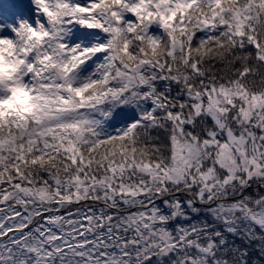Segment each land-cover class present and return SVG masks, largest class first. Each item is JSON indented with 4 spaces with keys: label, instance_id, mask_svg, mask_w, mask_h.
<instances>
[{
    "label": "snow or ice",
    "instance_id": "snow-or-ice-1",
    "mask_svg": "<svg viewBox=\"0 0 264 264\" xmlns=\"http://www.w3.org/2000/svg\"><path fill=\"white\" fill-rule=\"evenodd\" d=\"M0 264H264V0H0Z\"/></svg>",
    "mask_w": 264,
    "mask_h": 264
}]
</instances>
